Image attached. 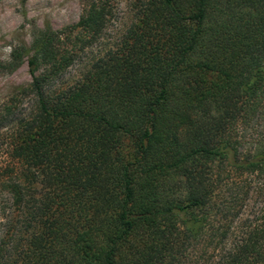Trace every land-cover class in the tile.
Returning <instances> with one entry per match:
<instances>
[{
  "label": "trees",
  "instance_id": "1",
  "mask_svg": "<svg viewBox=\"0 0 264 264\" xmlns=\"http://www.w3.org/2000/svg\"><path fill=\"white\" fill-rule=\"evenodd\" d=\"M131 9L70 83L56 84L101 39L112 0L12 50L33 106L0 175V264H264V148L238 139L264 106V0Z\"/></svg>",
  "mask_w": 264,
  "mask_h": 264
},
{
  "label": "rangeland",
  "instance_id": "2",
  "mask_svg": "<svg viewBox=\"0 0 264 264\" xmlns=\"http://www.w3.org/2000/svg\"><path fill=\"white\" fill-rule=\"evenodd\" d=\"M89 2L90 0H0V175L10 162V145L16 124L33 106V97L19 92L31 82L27 64L24 62L13 71L7 68L12 50L20 45H29L32 32L37 28L50 26L55 30H62L77 23ZM112 6V14L101 39L85 51L56 84L72 82L81 74L83 62L104 52L125 34L133 21L131 0H112ZM238 139L244 151L253 150L256 146L264 148V106L249 123L240 126ZM254 199L252 197L247 204H253ZM6 206L8 204L0 184V232L5 231L7 224ZM248 207L245 208V213L249 211Z\"/></svg>",
  "mask_w": 264,
  "mask_h": 264
}]
</instances>
